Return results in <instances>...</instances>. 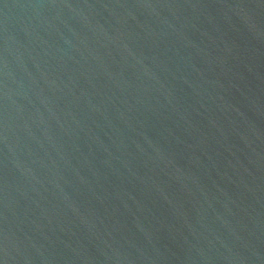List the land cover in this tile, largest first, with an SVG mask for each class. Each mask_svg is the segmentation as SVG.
I'll list each match as a JSON object with an SVG mask.
<instances>
[{"label": "water", "instance_id": "water-1", "mask_svg": "<svg viewBox=\"0 0 264 264\" xmlns=\"http://www.w3.org/2000/svg\"><path fill=\"white\" fill-rule=\"evenodd\" d=\"M0 264H264V0H0Z\"/></svg>", "mask_w": 264, "mask_h": 264}]
</instances>
